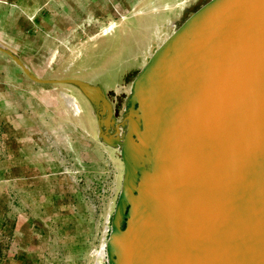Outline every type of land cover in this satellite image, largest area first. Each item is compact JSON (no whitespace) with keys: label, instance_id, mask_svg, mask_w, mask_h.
I'll use <instances>...</instances> for the list:
<instances>
[{"label":"water","instance_id":"water-1","mask_svg":"<svg viewBox=\"0 0 264 264\" xmlns=\"http://www.w3.org/2000/svg\"><path fill=\"white\" fill-rule=\"evenodd\" d=\"M0 51L33 81L91 87ZM126 116L104 264H264V0L194 11L132 80Z\"/></svg>","mask_w":264,"mask_h":264},{"label":"rangeland","instance_id":"rangeland-1","mask_svg":"<svg viewBox=\"0 0 264 264\" xmlns=\"http://www.w3.org/2000/svg\"><path fill=\"white\" fill-rule=\"evenodd\" d=\"M52 1L58 5L52 7ZM185 1L22 0L27 13H20V22L35 27L28 33H35L42 48H23L21 56L41 77L84 79L102 87L109 100L119 84L117 112L127 101L130 79L147 63L158 36L167 32L163 24L175 18ZM111 21L113 30L105 32ZM39 85L54 87L60 102L38 109L32 118H22L19 110L2 117L9 123L5 133L12 139L15 171L6 208L13 220L22 216V235L35 246L21 263L104 264L106 256L98 255L121 183L118 150L97 138L93 105L78 88ZM63 93L77 99V114ZM9 257L13 261L16 255Z\"/></svg>","mask_w":264,"mask_h":264},{"label":"crops","instance_id":"crops-1","mask_svg":"<svg viewBox=\"0 0 264 264\" xmlns=\"http://www.w3.org/2000/svg\"><path fill=\"white\" fill-rule=\"evenodd\" d=\"M51 3L52 7L58 5L57 2L54 4L52 1ZM22 12L27 13L26 7L22 5V0H0V43L13 50L29 69L39 76L35 65L21 56L20 50L23 48H42L35 43V33L32 32L30 35L28 33V30H35V27H29L26 22L21 24L20 13ZM31 23L34 26L35 22ZM32 58L34 59L33 55ZM33 59L31 61L35 62ZM25 76L19 67L12 63L11 58L0 51V255H3L1 259L4 262L1 261L2 264H22L21 260L24 254L35 252L34 244H28V239L22 235V216H16L13 220L6 208L7 203L11 201L10 182L11 175L15 171L11 164L12 139L5 133V127L9 123L5 122L6 118L2 117L6 115L10 117L12 111L19 110V116L22 118H32L37 116L38 109L49 108L54 103L60 102L59 94L54 87L39 85L43 83L33 81ZM63 95L64 93L62 97ZM16 115L18 114L16 113ZM10 254L16 255L17 258L15 257L11 261Z\"/></svg>","mask_w":264,"mask_h":264},{"label":"bare ground","instance_id":"bare-ground-1","mask_svg":"<svg viewBox=\"0 0 264 264\" xmlns=\"http://www.w3.org/2000/svg\"><path fill=\"white\" fill-rule=\"evenodd\" d=\"M207 1L209 0H186L184 3H182L183 7L181 8L180 12L175 16V18L170 19L165 24H163V28L165 27L167 29V32L169 33L165 32L159 35L158 36L159 42L157 43V45L159 46L161 43L165 42L173 31L177 30L194 11H196L199 7H201ZM114 26H115V22L111 21V23L105 27V32L112 31ZM155 49L150 55L154 53ZM134 78L135 76H133L130 79L129 91L126 92L128 98H127L126 103L120 107V110L123 109L121 113H120V110L116 112V109H117L116 108V96L118 95V91H120V90H117V88L119 89L118 87L119 84L117 85L116 93L113 95V97H111L110 100L107 99L104 89L97 84L87 81L88 83H91V87H83L82 89H79L77 86L74 85L89 99L90 103L93 105V113L96 116V119L98 122V131L101 130L100 137L102 139H106V140L108 139L112 143V145L117 148L118 151L122 144L123 135L128 127V120H127L126 113H127L128 103H129L130 88H131L132 80ZM63 98L65 99L66 104L69 107H71V109L74 111L75 114H77L79 112V105H78L76 98H74L73 96L69 94H64ZM125 123H126V126L124 125ZM98 256L102 258L106 256V243L102 244L100 253Z\"/></svg>","mask_w":264,"mask_h":264}]
</instances>
